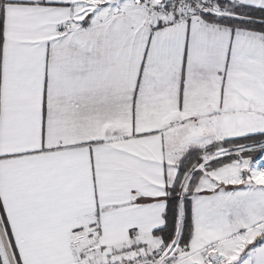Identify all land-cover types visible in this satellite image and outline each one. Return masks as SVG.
Returning a JSON list of instances; mask_svg holds the SVG:
<instances>
[{
  "label": "snow or ice",
  "instance_id": "snow-or-ice-1",
  "mask_svg": "<svg viewBox=\"0 0 264 264\" xmlns=\"http://www.w3.org/2000/svg\"><path fill=\"white\" fill-rule=\"evenodd\" d=\"M0 264H264V0H0Z\"/></svg>",
  "mask_w": 264,
  "mask_h": 264
}]
</instances>
